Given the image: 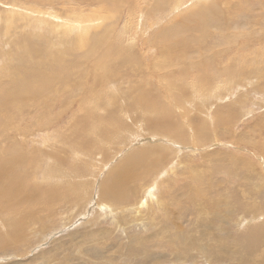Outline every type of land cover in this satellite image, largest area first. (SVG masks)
<instances>
[{"label": "rangeland", "instance_id": "obj_1", "mask_svg": "<svg viewBox=\"0 0 264 264\" xmlns=\"http://www.w3.org/2000/svg\"><path fill=\"white\" fill-rule=\"evenodd\" d=\"M0 162V264H264V0H0Z\"/></svg>", "mask_w": 264, "mask_h": 264}, {"label": "bare ground", "instance_id": "obj_2", "mask_svg": "<svg viewBox=\"0 0 264 264\" xmlns=\"http://www.w3.org/2000/svg\"><path fill=\"white\" fill-rule=\"evenodd\" d=\"M201 10L202 9H199V10H197L196 11V13L197 14H199L200 12H201ZM11 12H13V11H11ZM42 15V14H41ZM59 17V16H58ZM94 19H95V17H93ZM92 18V19H93ZM56 19V18H55ZM54 18H53V20H55ZM93 19V20H94ZM96 19H98V18H96ZM100 19H102V18H100ZM88 20V19H87ZM96 21V20H95ZM69 22V21H68ZM77 22H79V21H77ZM100 22V21H99ZM73 23V22H72ZM76 23V22H75ZM83 23H85V22H83ZM103 23V22H102ZM74 24V23H73ZM104 24V23H103ZM76 25V24H75ZM79 25V24H78ZM83 25V24H82ZM87 25V24H86ZM93 25V24H92ZM101 25V24H100ZM74 26V25H73ZM96 26V25H95ZM98 26V25H97ZM66 27V26H65ZM82 27V26H81ZM85 28V27H84ZM91 28V27H90ZM75 29H77V28H75ZM81 30V29H80ZM88 30H89V27H88ZM85 31V30H84ZM70 32V31H69ZM78 32H79V29H78ZM145 97V96H144ZM146 98H147V96H146ZM145 101V100H144ZM143 101V102H144ZM143 102H141V103H143ZM150 102H152V101H150ZM147 104V103H146ZM149 104V103H148ZM96 107V106H95ZM136 133H138V132H136ZM139 135V134H138ZM148 140V139H147ZM9 163L11 162V160H9L8 161ZM125 163L124 164H122V165H120V168L116 171V174H115V176L113 177V179H112V181H111V183H110V185H109V188H110V192H113L115 189H117V188H120V187H122L125 183H127L132 177H134V171H135V169L137 168V167H139V166H141L142 165V155H135L133 158L132 157H130L128 160H126V161H124ZM1 163L2 162H0V185L2 184V174H3V171H4V168H5V166L4 167H2V165H1ZM4 165H5V162H4ZM57 174V173H56ZM55 175V174H54ZM56 177V176H55ZM8 181H10V180H8ZM106 184H108V182H105ZM104 194V193H103ZM83 195V194H82ZM82 195H81V197H82ZM77 197V196H76ZM78 197H79V195H78ZM80 197V198H81ZM85 199V198H84ZM154 199V198H153ZM82 200V199H81ZM151 202V201H150ZM103 205V204H102ZM103 208V207H102ZM106 211H108L107 209H105ZM104 211V210H103ZM111 214V213H110ZM123 224V223H122ZM123 226V225H122ZM121 226V227H122ZM264 235V229H261L259 232H258V234H256L253 238H251V241H252V243L254 244V245H256V243H257V241H258V239L257 238H259L258 236H263ZM253 245V246H254Z\"/></svg>", "mask_w": 264, "mask_h": 264}]
</instances>
